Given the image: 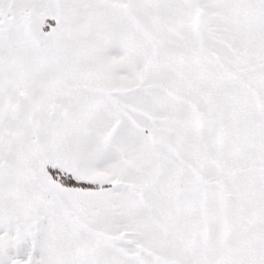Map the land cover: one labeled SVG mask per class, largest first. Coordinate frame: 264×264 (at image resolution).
Here are the masks:
<instances>
[{
    "label": "snow or ice",
    "instance_id": "obj_1",
    "mask_svg": "<svg viewBox=\"0 0 264 264\" xmlns=\"http://www.w3.org/2000/svg\"><path fill=\"white\" fill-rule=\"evenodd\" d=\"M0 264H264V0H0Z\"/></svg>",
    "mask_w": 264,
    "mask_h": 264
}]
</instances>
